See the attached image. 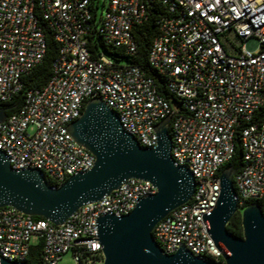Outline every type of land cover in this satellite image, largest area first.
Here are the masks:
<instances>
[{"label": "built area", "instance_id": "obj_1", "mask_svg": "<svg viewBox=\"0 0 264 264\" xmlns=\"http://www.w3.org/2000/svg\"><path fill=\"white\" fill-rule=\"evenodd\" d=\"M158 7L164 15L147 61L179 102L176 109L141 68L93 56L89 48L99 36L103 45L135 56L133 29ZM44 27L57 44L52 75L45 86L26 91L23 105L0 123V151L11 168L36 169L50 186L91 169L95 157L67 125L92 98L111 108L142 147H156L155 125L170 117L173 164L188 169L195 188L155 225L153 239L164 254L184 246L199 259L223 264L204 217L217 200L219 171L234 154L236 132L243 159L233 176L237 211L264 195V0H0V104L41 63ZM155 193L150 182L127 179L59 226L2 207L0 259L24 262L36 237L43 264H59L65 254L70 264H102L97 218L127 215Z\"/></svg>", "mask_w": 264, "mask_h": 264}, {"label": "water", "instance_id": "obj_2", "mask_svg": "<svg viewBox=\"0 0 264 264\" xmlns=\"http://www.w3.org/2000/svg\"><path fill=\"white\" fill-rule=\"evenodd\" d=\"M7 118L0 105V123ZM170 117L155 125L157 145L147 148L125 132L116 113L101 99L88 100L79 118L67 125L74 141L90 152L91 169L68 177L60 186L48 185L36 169L13 170L0 151V208L13 207L27 216L42 217L59 226L82 205L100 201L125 180L150 182L156 193L141 198L127 215L97 218L102 264H216L194 256L184 246L164 254L154 241L155 225L193 195L195 182L184 166L171 158ZM230 166L219 173V193L210 214L204 217L214 246L222 251L223 264H264V214L257 203L241 212L242 236L228 231L237 211ZM0 264H25L0 259ZM94 264V263H91Z\"/></svg>", "mask_w": 264, "mask_h": 264}, {"label": "trees", "instance_id": "obj_3", "mask_svg": "<svg viewBox=\"0 0 264 264\" xmlns=\"http://www.w3.org/2000/svg\"><path fill=\"white\" fill-rule=\"evenodd\" d=\"M162 15H164V11L162 8L158 7L153 11L152 15L148 18L147 21L143 22L133 29L134 38L136 39L138 45L137 53L133 57L126 56L121 51L115 48L103 45L100 41L99 36L96 37L93 44L89 45V48L93 56L103 53L113 59L114 62L118 63L120 59H124L127 64L141 68L145 75L150 77L158 86L159 93L165 98H169L172 104L178 106L179 102L174 96L169 95L167 91H165L162 85V80L157 75V73L149 66L147 61V56L152 41L159 33L158 20ZM43 33L46 44V52L41 63L22 77V88L20 91L17 92L8 102L0 104L6 109V114L8 116L15 113L23 105L24 95L26 91L35 88L39 89L45 86L52 75V63L56 58L57 44L53 40L51 32L46 27L43 28ZM230 166H232L236 172H238L243 166L242 151L239 141V134L237 132L234 138V154L231 160L221 167L219 173ZM49 183L51 184V181H49ZM256 203L260 206L261 211L264 214V195ZM32 218L36 220L43 219L42 217L36 216H32ZM227 228L233 236H242L241 218L239 211H236L231 216ZM41 246V242L30 246L28 256L24 260L25 264H43Z\"/></svg>", "mask_w": 264, "mask_h": 264}, {"label": "rangeland", "instance_id": "obj_4", "mask_svg": "<svg viewBox=\"0 0 264 264\" xmlns=\"http://www.w3.org/2000/svg\"><path fill=\"white\" fill-rule=\"evenodd\" d=\"M106 3V1H104L103 2V4H105ZM103 7L102 6H100L99 7V9H98V13L100 12V11H103ZM118 64H120V65H126L127 63H126V61L124 60V59H120L119 61H118ZM172 106H173V108H177V106L175 105V104H172ZM38 242V239L36 238V237H32L31 239H30V243L31 244H36ZM71 263V257H70V255L69 254H65V255H63L62 256V258H61V260L59 261V264H70Z\"/></svg>", "mask_w": 264, "mask_h": 264}]
</instances>
